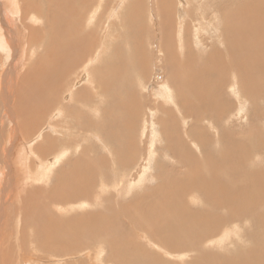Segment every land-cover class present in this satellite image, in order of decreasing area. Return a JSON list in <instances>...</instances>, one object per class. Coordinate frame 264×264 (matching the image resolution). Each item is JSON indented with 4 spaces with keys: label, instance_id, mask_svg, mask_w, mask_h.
I'll list each match as a JSON object with an SVG mask.
<instances>
[{
    "label": "rangeland",
    "instance_id": "obj_1",
    "mask_svg": "<svg viewBox=\"0 0 264 264\" xmlns=\"http://www.w3.org/2000/svg\"><path fill=\"white\" fill-rule=\"evenodd\" d=\"M2 1L3 0H0V2ZM139 1H142L143 4H136L135 7L140 8L141 11H146L145 20L143 18H139V16L136 15L135 12H133L134 8L126 9L129 0H126L125 4L119 8L118 4H114L115 6H107L106 13L111 8H114L115 10L117 9L118 11L114 12L115 14L105 13L108 19H115L116 22H118L115 23V25L111 28L106 27L105 29L110 36L105 41V45L100 49L103 50L102 52L104 55H107L98 57V59H102L97 60V62V57L94 58L95 60L90 59L91 61L89 60V62H87L86 52V55L81 53L84 55L81 56V63H83L84 66L80 63L81 65H79L76 70H74L69 76H67V88H61L63 90H60V97L58 98L59 102H55V108L53 107V109L52 104H49L52 102L48 103L46 99L44 100V97H46V94H48L46 93L47 91L44 94L42 93L43 91L41 92L43 98L39 96V98H33V100L31 99V97L29 96V91L32 88V81L30 80V77H25L26 75L30 74L29 72L28 74H26V71L31 66L33 68H35L36 66V70H34L35 72L32 76L33 80H35L36 76L44 69L55 71L57 70L56 75L61 77V74L59 73V67L62 66V62H60L59 55L57 54L55 55V57H58L56 58L61 63V65L58 61H55L56 58H53L50 55L48 56L46 53L47 49L49 51L52 50L51 52H54V44H49V46L51 47L50 48L48 46L46 47L47 42L42 37L39 41L40 34H44V31L45 35H48L47 30L51 31V26L48 27L47 23H45V25L42 26L41 30L39 31L40 33H35V31L33 32L32 30L30 31L32 33H30L29 30L21 31L19 27L21 25L20 19L18 18V20L14 17L13 14L5 12L3 9L1 11L0 9L2 18L6 17V19H8L7 21L10 22V24L9 22H7L9 24L7 28H2L3 30H0V38L3 35V37L0 39V45L3 41H5V33L8 30L11 31L10 37H13V39L15 38L14 45L16 44V47L13 46V48H2L0 46V73H2L3 70L10 64H12L11 66L13 69L17 70L16 73H18V75L15 73L16 77L14 78L15 80L13 79L14 84H12V101L13 103H15V101L17 103L21 101V104L23 105L21 106L20 104L19 108L22 109L24 113L26 112L29 115L28 116L26 114L27 116L21 117L20 115H18L17 118L19 123H23V125H21L22 129L16 128L19 133V140H10V142V128L8 124L11 123L10 127L16 125L17 118H13V120H11V118L8 119L6 118V116H0L1 120L2 118H4L5 123V126H2L0 124V152L3 151L2 147L4 148V145H6L5 148L9 143L13 146V151L10 155L11 166L9 165L10 167H5L6 171H3V164L1 160L0 171L6 174L7 168H9V170H13L12 172L9 171V173L11 175L16 173L14 175L17 177V171L23 169L26 170L29 177L32 176V179L34 180L33 183L31 178L27 179L25 176V183L24 181H22L21 183L23 184L22 186H20L21 193L19 186L15 185L16 189L14 188L13 192H16L15 194L17 195L20 194V199L16 201V205L18 206L14 204L8 206V208L14 213V224L13 226H11L12 223H9L10 226L8 225V229L10 228L11 235H9V237L4 240V242L2 240L3 244L2 246H0V263L137 264L134 262L136 259L146 256L148 253H151L152 255H154L155 259L159 261L158 263H161L160 260L162 259L169 264H171V262L190 264V262L193 260V257L198 255L197 249L187 250L186 252H168L169 250H172L169 241L173 238H169L167 237V235H163L166 244L170 246L168 249H164L160 245L154 244L155 241L150 235V232H154L157 234L158 232L157 230L150 231L143 221L147 219L149 223H155V219L157 217L162 219V215L166 213L167 217L165 219L170 220V218L172 219V215L175 212V207L177 206V204H179L178 201H184L185 206H187L189 210L195 208L201 209L202 211L200 213H203L204 215L210 213L209 215L211 216H217L216 218L207 219H209L208 222L213 220L211 224H214L215 227L217 226L219 232H221L218 235L203 232L199 237L200 239H203V242H201V245L203 246L202 250H206L207 252H211L212 254L219 253L223 255L229 260L228 264H264V0ZM152 1L154 2L155 6L152 4ZM70 4L71 3L67 2L66 4H64L66 5L65 7H54V10L52 9L49 13V19L53 20L54 18H56L59 26L64 24L65 20L67 19L66 13L74 8V5ZM164 7L165 9H163ZM91 8H87L89 10L88 11L85 7L83 8L84 10L81 11V13H83L84 11H88L89 13L87 12V16H94V14H97L94 16L95 19L104 18L99 17L98 13H96L98 11L96 10L90 12L92 11ZM169 8L171 9V14L169 13ZM181 17L182 19H180ZM49 19H46V22L51 25V21ZM58 27L57 30H62ZM18 31H20L19 36L15 35V33H18ZM21 32L24 33L25 36L23 34L21 35ZM26 32L33 34L32 38L36 39H32L30 37L32 35H29V33L27 34ZM34 33L37 34L38 37L35 36ZM179 33L181 36L179 35ZM23 36L27 38V43L25 42V39L23 40ZM162 36H164L163 39ZM175 37L177 41L173 39ZM28 40H30V42ZM142 40L144 41L142 42ZM172 40H174L175 42ZM49 42L50 41H48V43ZM138 42L143 45H140ZM24 43L27 45L26 50L25 48H23L26 46H23ZM172 43L175 45H173ZM95 50L96 52L99 51V49ZM95 50H93L92 52L96 53ZM185 52L186 54H188L185 55ZM78 53L80 54V52H74V54H72L71 56L77 58V56L79 55ZM69 56L70 55H68L66 58L67 61L69 60ZM82 57L85 59H83ZM52 60H54V62ZM172 60L175 62H173ZM103 61L106 62L104 63ZM91 62L92 64L90 65ZM54 63L56 65H54ZM97 64L99 65V67ZM105 64H109V66L107 65V68L115 67L119 71V73H121V76L124 80L121 86L124 89L123 91H121L122 93L116 94V91L113 89V87L108 85L106 86L107 98L103 95L99 96L100 98L103 97V100H105L106 103L103 102L104 104H101V106L97 107H95L96 105L92 106L94 105V102H88V100L90 99L88 97H92V95H96V93L98 94L104 92L103 86L99 85L102 88L98 87L95 90L91 91V94L89 96L86 95L85 97H83L80 100V103L82 105H80L79 109L77 111L73 110L72 108H76L78 105L76 99L78 94L76 89L77 86L79 87L81 85L77 84L75 82V79H79V76L81 75L80 73L85 69V67H87L89 68V70L90 68L91 70L94 69V71L92 70V74H94L95 76H92V81H94L95 79L96 81H99L100 78H98V76L102 77V74L106 69ZM58 65L59 67H57ZM168 65H170V67ZM180 65H183V67ZM102 68L104 70H102ZM183 68L184 73L181 71ZM167 69H169L171 73L168 72ZM192 71L193 73H191ZM177 73L179 74V76ZM156 75L159 76V81H154L157 78H155ZM13 77L14 75H12V78ZM72 77L75 81L72 79ZM93 77H95V79ZM168 77L170 78V80ZM58 80H60L59 82L67 81L66 78L64 81V77L59 78ZM98 81L96 83H98ZM99 84H101L100 81ZM160 84L161 86H163V84L167 85L163 86L164 89H162V92L160 89ZM15 85L16 87L19 85L21 94H23L22 92L24 91V101L22 99H19V93H17L19 92V88L17 89ZM91 85L89 83L88 86L85 84L86 88H90ZM154 85H157L155 86L156 89ZM72 86L74 87V89L72 88ZM153 87L154 92L151 91ZM184 88L186 90H184ZM0 89L2 90L3 88L0 87ZM42 89L43 88H41L40 90ZM71 89L73 90L71 91ZM167 89L168 91L166 92ZM13 94L16 97H13ZM37 94L40 95V93ZM68 94L71 96H69ZM108 94L110 96L114 95V99ZM25 97H27V99L29 100L27 102L30 106L31 103H33L31 108H35L33 109V112H36V114L31 112L32 110L30 109V106L27 105V102H25ZM68 97L71 98L69 99ZM40 99L41 101H39ZM173 99L174 101H172ZM30 100L34 102H30ZM237 100L239 101L237 102ZM45 101L47 102V105L46 103H44ZM82 101H84V103ZM37 102H41V104H44L41 105ZM151 103H154L153 106L150 105ZM227 103L229 104V106ZM25 104L27 110L24 108ZM37 104H39V108ZM36 107L38 108V110ZM49 107L52 109V112ZM97 108H99L100 111ZM59 109L65 110V114H62V117L61 113H59ZM95 110L98 112H96ZM194 110L195 112L198 111L197 115L195 114ZM42 111L43 113L46 112L44 115L50 112L48 115H46L47 118L46 116L44 118V115L42 116ZM39 112L42 114H40ZM50 114L52 115V118ZM54 114L56 115L58 121L57 119H55ZM59 115L61 118L59 117ZM75 115L78 116H76V119ZM129 115L131 116L132 120H130ZM215 115L217 116L215 117ZM39 116L40 118H43L41 119L42 121L40 120ZM93 117L95 119H93ZM107 117H109L110 119ZM59 120L63 121L65 123V126L64 123H60ZM108 120L110 124L105 125L106 123H108ZM113 120H115L117 123ZM113 122H115L114 124L116 125L115 128L118 134H125V146L129 144V146H127V150L125 149L126 147L118 149V145L111 138H108L109 135L107 134H110L111 127L114 128ZM124 122H128L127 125ZM131 122L133 124H130ZM194 122L197 123L195 124L196 126H194ZM69 123L71 126L69 125ZM72 124H75V126H73ZM119 124L122 125L118 126ZM151 124H154L153 126L155 128H152ZM89 125L91 127L94 126L92 127L93 129L89 127ZM129 125L134 126L131 127ZM66 126H68V128ZM138 127H140L141 129H139ZM44 128L47 132L44 130ZM61 128H63V135L64 133L66 134L64 135V137L61 136ZM83 128L85 129V131L83 130ZM129 128L134 129L130 130ZM72 129H75L76 132L72 131L71 133V131L69 130ZM76 129H78L79 131H77ZM87 129L89 130V132ZM94 129L95 131H93ZM151 129H154V131H151ZM38 130L39 133L36 132ZM138 130L140 133L137 132ZM42 131H44V134L42 133ZM49 131H51L53 134ZM67 131L71 134H67ZM134 131L137 132V135ZM188 131L190 132V134ZM48 132L50 134H48ZM84 132L87 133H85L87 136L84 134ZM132 132L139 137H133L134 135L132 136V138L134 139L137 138L133 143L135 145L138 144L141 146V152L139 154H136L138 150L132 147L133 143L132 146H130L131 143L127 142L129 141L127 139L128 137H130V134H133ZM40 133L43 135H41ZM75 133H79L77 137ZM153 133H156L157 136H154ZM39 134L42 138L39 136ZM143 134L147 135L144 136ZM232 134H237L235 140L233 139ZM68 135L71 138L70 140L68 139L69 137H67ZM88 135L93 138L88 137ZM120 135L114 136L118 137ZM192 135L196 136L201 141L199 142L197 140V144L201 147V152L194 149V137ZM39 137L41 139H39ZM74 137L77 140L73 139ZM150 139L153 140V143L157 144H153ZM51 140L54 142H52ZM108 140H111L116 145L109 143ZM72 141H75V143H72ZM1 142H3L4 145ZM45 142L46 144H44ZM56 142L58 145L56 144ZM28 143H31L30 145L32 147L34 146V149L30 145L29 147ZM148 143L150 146L152 145V150L151 152L149 151V155H146L145 150L148 146ZM59 144L63 145L60 146ZM75 144L78 147H76ZM73 145L74 147H71ZM109 145L110 147L108 149L107 147ZM82 146L83 149H81ZM131 147L133 149H131ZM192 147L194 148L192 149ZM85 148L87 151L85 150ZM175 148H180L181 152L175 151ZM186 148L192 149V151L183 153ZM115 149L118 153L115 151ZM130 149L132 150V152ZM65 150L68 151L69 156H72V154L77 151L74 157L84 158L85 163L84 161L82 164L79 162V165L75 168V171L74 169L73 171L72 169H68L64 165L68 156L67 153L66 156L62 157L61 159L58 158V160H60H57V163L54 164V171L58 170L57 172H54V177L56 178L59 173L60 176L61 174L62 176H64L63 171L66 170V178L72 179L74 174L76 173L78 180L74 179L73 181H63L59 178L58 181L55 182L54 178L51 179L50 176L51 181L45 182L47 181L46 179L43 180L38 178L40 168H42L44 164L45 166H50L51 163L48 161V159H55L54 156H57V152H62ZM155 150H158L157 152H159L157 155V152ZM84 151H86V153H83ZM42 152L43 154H46L43 155ZM94 152H98L99 155L96 157H92ZM128 154H132V156ZM99 156L105 157L98 158ZM121 157H124L123 161L121 160ZM126 160H129L128 163L125 162ZM61 161L63 162L61 163ZM120 161L124 163H121ZM130 161L136 164L137 171L135 170V164H132ZM126 163L128 164V166L126 165ZM129 163H131V165ZM62 166L64 168H61ZM116 166L117 168H114ZM89 167H92L93 170ZM148 167H152V169H149ZM29 169L32 171H30ZM177 170L179 171V173ZM144 172L148 173L144 174ZM159 172H163V174H160ZM194 172L196 174H194L195 176L193 175ZM197 172H199V175L197 174ZM69 173H72V175ZM94 173H96V175L98 176L100 175V178H98V176L97 178H95L96 175ZM158 173L160 177L158 176ZM108 174L114 177L111 178V180H115V183L114 185H110V183L105 182L104 185L107 187L103 188L102 183L106 179V176ZM124 174L128 175L126 176ZM14 175L13 179L18 183V180ZM163 175L165 176L163 177ZM128 176L131 178H129ZM136 176L138 177L137 180H139V182L132 188L130 192L126 193L124 188L122 187L125 186V183L128 180H131L130 183H133V181L136 180ZM171 176L173 179H171ZM193 176L196 180L192 179L194 178ZM200 176H203L201 177L203 178L202 180L199 179ZM158 177L160 178V180L158 179ZM50 179H48V181ZM184 180L185 183H187L186 185L184 182L182 183V181ZM66 181L69 184H67ZM176 181L177 184H175ZM194 181L196 183L198 182L199 184H196ZM189 183H192L191 186L193 189H191ZM202 183L204 184V188L201 185ZM119 184L121 186H119L120 188L117 189ZM160 184L163 185L161 186ZM181 184L182 186H179ZM226 184H228V186ZM174 185L175 189L173 187ZM220 185L224 187L222 188ZM90 186H93L94 189H96L95 191L101 192L95 197V199L82 198L79 199L78 202H68L62 205V207L61 204H58L57 202L50 199V195H53L56 199L61 198L64 195L70 196V190L72 188H75L74 191H77V187L79 188L80 193H85L87 190V192H92ZM176 186H179L178 189ZM186 186H189V191L191 192L186 190ZM198 186L200 190H197ZM217 186L219 188H217ZM36 188H40L42 192L34 193L36 192L34 190H37ZM86 188L87 190H85ZM49 189H52V192L50 194L47 193ZM144 189L147 190L144 191ZM166 189H169L168 193L166 192ZM172 189L174 190L172 191ZM202 189H204V191ZM183 190L185 194L182 193ZM223 190H225V192ZM220 194L223 195V198L219 196ZM29 195L31 197L26 199V202L24 203V200L21 197ZM134 195L138 198L134 197ZM106 197L109 198V200H107ZM213 198L216 199L217 203ZM83 199L86 201L84 202ZM134 200L137 201V204H139L138 209H141L142 211L138 213L139 216L137 218H132L135 222L139 223V227H137L136 224L132 223L130 221V218L127 217L122 208L119 207L129 204L128 208H131L129 207L131 206L130 203H133ZM219 202L221 203V206ZM155 204H158L161 207L163 206L161 209L162 212L158 211V213H154V209L152 207ZM23 207H26V210L28 211H26L25 215L24 213H22L23 211H25V208ZM35 207L37 208L35 209ZM9 209H7L4 214H2V218H5L6 215V218L8 217L10 213ZM180 209L183 210V208ZM203 210H207V214ZM89 213L95 214L96 217L100 218H94L93 216H87L86 218H72L75 216L90 215ZM24 217L26 218V228L23 227ZM185 217L189 219L186 214L180 218ZM191 219L197 220V218ZM198 219L203 220L201 224H204L207 221L206 218ZM181 222L184 221L181 220ZM23 229L25 232L23 231ZM42 235L43 237L41 238ZM2 239H4V237H2ZM42 239L44 240V243ZM86 240H89L90 242L87 243ZM172 246H174V243H172ZM5 257L6 259H4ZM131 258L134 259L130 260ZM222 262L223 260L215 262L214 264H221ZM191 264L197 263L192 262ZM224 264H226V262Z\"/></svg>",
    "mask_w": 264,
    "mask_h": 264
},
{
    "label": "bare ground",
    "instance_id": "obj_2",
    "mask_svg": "<svg viewBox=\"0 0 264 264\" xmlns=\"http://www.w3.org/2000/svg\"><path fill=\"white\" fill-rule=\"evenodd\" d=\"M67 2H69V3H71V4H73L74 5V8H72V10H70V11H68L67 13H66V16H67V19L65 20V23L64 24H62V25H58V23H57V20H56V18H54L53 20H51V19H49V13H50V11L53 9L54 10V7H56V6H61V7H65L66 5H64V4H66ZM125 2H126V0H3L2 2H0V9H1V11H2V9L5 11V12H9V13H11V14H13L14 15V17L15 18H19L20 19V22H21V25L19 26L20 27V29H21V31L22 30H29V32L32 30L33 32L35 31V33H38L40 30H41V28H42V26H44L45 25V23H47V26L49 27V26H51V31H48L47 30V32H48V35H45V32L43 31V33L44 34H40V37H39V41L41 40V37L43 38V39H45V41L47 42V44H46V47L48 46V47H50L49 46V44L51 45V44H54V48H55V50H54V52H51V51H49L48 49H47V55L49 56H51V57H53V58H56L55 57V55H59V57H60V62H62V66H60L59 67V65L57 66V67H59V73L61 74V77H59V76H57L56 75V72H57V70L55 71V70H47V69H44V70H40L41 72L36 76V78H35V80H33L32 79V76H33V74H34V70H36V66H35V68H33L32 66L29 68V69H27V73L26 74H28V72L30 73V74H28V75H26L25 77H30V80L32 81H30L31 83H32V88H31V90L29 91V96L31 97V99L33 100V98L35 99V98H39V96H41L42 97V95H41V92L44 94L46 91V93H48V94H46L47 96L46 97H44V100L46 99L47 101H48V103L49 102H52V103H49L50 105L52 104V109H53V107L55 106L54 104H55V102L56 101H58L59 102V100H58V98L60 97V90H63V89H61V88H63V87H66L67 85H68V77L67 76H69L74 70H76V68L77 67H79V65H83V63H81V61H82V59H81V56H84V55H86L87 54V62H89V60L91 59V60H93L94 58H96L97 57V59H96V62H97V60H100V59H102V58H100V59H98V57H103V56H105V55H107V54H103V50L102 49H100V48H102L104 45H105V41L107 40V38L110 36L109 34H108V32L105 30L106 29V27H112V26H114L115 25V23H118V22H116V20L115 19H112V20H110V19H108L107 18V16H106V14L107 13H114V12H116L117 11V9L115 10L114 8H111L107 13H106V10H107V6L108 5H114V4H118V8L119 7H122L124 4H125ZM153 2V1H152ZM171 2V1H170ZM165 3H166V1H165ZM70 4V5H71ZM136 4H138V5H142L143 4V2L142 1H139V0H129V3H128V5H127V7H126V9H129V8H134V11L133 12H135V14L136 15H138L139 16V18H143L144 20H145V12L146 11H141L140 10V8H136L135 7V5ZM150 4V3H149ZM153 5H154V2L152 3ZM164 5V4H163ZM168 5V4H167ZM256 5V4H255ZM115 6V5H114ZM117 6V5H116ZM155 6V5H154ZM153 6V7H154ZM171 6V5H170ZM76 7V8H75ZM86 7V9L87 8H91L92 9V11H90V12H93L94 10H96V11H98V12H96V13H98V15H99V17H104V18H99V19H95L94 18V16L95 15H97V14H94V16H87L88 15V11H84L83 13H81V11L82 10H84L83 8H85ZM166 7H168V6H166ZM59 9V8H58ZM151 9V8H150ZM155 9V8H154ZM163 9H165V7L163 8ZM170 9V8H169ZM174 10H175V7H174ZM153 11V10H152ZM156 11V10H155ZM60 12V11H59ZM88 12V13H87ZM118 12V11H117ZM132 12V11H131ZM148 12V11H147ZM154 12V11H153ZM176 12H177V10H176ZM106 13V14H105ZM157 13V12H156ZM169 13L171 14V9L169 10ZM3 14V13H2ZM115 14V13H114ZM118 14V13H117ZM153 14H155V13H153ZM257 14V13H256ZM6 15V14H5ZM149 15H150V13H149ZM62 17V16H61ZM18 19V20H19ZM46 19H49L50 21H51V25L48 23V22H46ZM117 19H119V18H117ZM157 19V18H156ZM155 19V20H156ZM180 19H182V17L180 18ZM8 19H6V17H4V18H2V16H1V14H0V30H3V29H5V28H7L8 27V25L10 24V22L9 21H7ZM181 21V20H180ZM7 22H9V24L7 23ZM15 22V21H14ZM135 22V21H134ZM148 22V21H147ZM143 23V22H142ZM157 23V22H156ZM165 24V23H164ZM180 25V24H179ZM59 26V27H58ZM124 26V25H123ZM144 26V25H143ZM231 26V25H230ZM11 27V26H10ZM57 27L58 28H61L62 30H57ZM63 27H65V28H63ZM135 27V26H134ZM201 27V26H200ZM3 28V29H2ZM102 28V29H101ZM138 28V27H137ZM148 28V27H147ZM146 28V29H147ZM150 28V27H149ZM232 28V27H231ZM13 29V28H12ZM44 29V28H43ZM42 29V30H43ZM179 30V29H178ZM195 30V29H194ZM231 30V29H230ZM104 31H105V33H104ZM6 32V31H5ZM14 32V31H13ZM29 32H26L27 34L29 33ZM141 32V31H140ZM157 32V31H156ZM163 32V31H162ZM10 33H11V31H7L6 33H5V36H6V38L4 37V39H5V41H3L2 42V44L0 45L2 48L3 47H11V48H13V46H15L14 45V43H15V38L13 39V37H10ZM30 33H32V32H30ZM29 33V35H32V36H30L31 38L33 37V34H30ZM34 33V34H35ZM40 33V32H39ZM110 33V32H109ZM143 33V32H142ZM150 33V32H149ZM24 35V33H22L21 32V35ZM26 34V35H27ZM141 34V33H140ZM147 34V33H146ZM154 34H155V31H154ZM196 34V33H195ZM1 35V34H0ZM15 35H20V31H18V33H15ZM142 35V34H141ZM162 35V34H161ZM169 35V34H168ZM179 35H180V33H179ZM25 36V35H24ZM23 36V37H24ZM35 36H37V34H35ZM181 36V35H180ZM2 37H3V35H2ZM1 37V38H2ZM27 37V36H26ZM30 37H29V39H30ZM38 37V36H37ZM143 37V36H142ZM170 37V36H169ZM168 37V38H169ZM197 37V36H196ZM0 38V39H1ZM21 38H22V36H21ZM164 38V36H162V39ZM235 38V37H234ZM12 39V40H11ZM25 39V42L27 43V38H23V40ZM32 39H34V38H32ZM36 39V38H35ZM34 39V40H35ZM161 39V38H160ZM173 39H175L176 40V37L175 38H173ZM189 39V38H188ZM11 40V41H10ZM38 40V39H37ZM29 42H30V40H28ZM48 41H50L49 43H48ZM144 40H142V42H143ZM172 41H174V40H172ZM177 41V40H176ZM146 42H147V40H146ZM175 42V41H174ZM173 42V43H174ZM180 42V41H179ZM21 43V42H20ZM121 43V42H120ZM140 45H143V44H141L140 42H138ZM172 43V44H173ZM30 44V43H29ZM168 44V43H167ZM26 44L24 43L23 44V46H25ZM44 45V44H43ZM173 45H175V44H173ZM172 45V46H173ZM53 46V45H52ZM108 46V45H107ZM159 46V45H158ZM16 47V46H15ZM45 47V48H46ZM23 48H25V50H26V48H27V45L25 46V47H23ZM51 48V47H50ZM140 48H141V46H140ZM167 48H168V46H167ZM95 49H99V51L98 52H96V50ZM109 49V48H108ZM17 50V49H16ZM93 50H95V52L96 53H93L92 51ZM106 50V49H105ZM141 50H142V48H141ZM173 50V49H172ZM84 51V52H83ZM74 52L76 53V52H80V54L77 56V58H74L73 56H71L72 54H74ZM85 52H86V54H85ZM188 52V51H187ZM227 52V51H226ZM14 53H15V51H14ZM81 53H83V54H81ZM22 54V53H21ZM188 54V53H187ZM186 54V52H185V55H187ZM211 54V53H210ZM216 54V53H215ZM68 55H70L69 57H68V61H67V56ZM103 55V56H102ZM168 55V54H167ZM195 55V54H194ZM227 55V54H226ZM20 56V55H19ZM161 56V55H160ZM191 56V55H190ZM235 56V55H234ZM246 56V55H245ZM173 57V56H172ZM238 57V56H237ZM52 58V59H53ZM58 58V57H57ZM56 58V60L55 61H58V59ZM83 58V57H82ZM105 58V57H104ZM108 58V57H107ZM48 59H50V58H48ZM83 59H85V58H83ZM109 59V58H108ZM214 59V58H213ZM212 59V60H213ZM242 59V58H241ZM247 59V58H246ZM22 60V59H21ZM62 60V61H61ZM90 60V61H91ZM95 60V59H94ZM53 62H54V60H52ZM70 61V62H69ZM85 61V60H84ZM102 61V60H101ZM109 61V60H108ZM173 61V60H172ZM179 61V60H178ZM177 61V62H178ZM7 62V61H6ZM27 62V61H26ZM59 62V61H58ZM59 62V63H60ZM100 62V61H99ZM104 62V61H103ZM106 62V61H105ZM104 62V63H105ZM173 62H175V61H173ZM176 62V63H177ZM180 62V61H179ZM248 62V61H247ZM49 63V62H48ZM81 63V64H80ZM170 63H172V62H170ZM231 63V62H230ZM243 63V62H242ZM250 63V62H249ZM9 64V63H8ZM84 64H85V62H84ZM92 64V62L90 63V65ZM181 64V63H180ZM183 64V63H182ZM188 64V63H187ZM12 64H10L7 68H5L4 70H3V72L2 73H0V87H2L3 89L1 90L0 89V116H2L3 115V117H5L6 116V118H11V120H13V118H17L18 117V115H20V117L21 116H27L28 114L25 112L24 113V111L22 110V109H20L19 107H20V104H21V101L19 102V103H17L16 101H15V103H13V101H12V97H11V92H12V87H13V85L12 84H14V81H13V79L16 77L15 75L17 74L18 75V73H16V71L17 70H15V69H13L12 68V66H11ZM54 65H56L55 63H54ZM60 65H61V63H60ZM89 65V66H90ZM98 65V64H97ZM96 65V66H97ZM103 65V64H102ZM106 65V69H105V71L103 72V74L102 73H100V74H102V77H100V76H98V78H100L99 79V81H100V83L101 84H99V81H98V83H96L97 81H96V79H95V77H93L95 80L94 81H92V76L94 75V74H92V70L94 71V69H92L91 70V68H90V70H89V68H87V67H85V69L83 70V69H81V70H83L80 74V76H79V79H73V77H72V79L77 83V84H81L79 87L77 86V89H76V91H77V94H78V98L76 97V99H77V102H78V105H77V107L76 108H72L73 110H75V111H77L78 109H79V107H80V105H82L81 103H80V100L83 98V97H85L86 95L87 96H89L91 93V91H93V90H95L96 88H98V87H100L99 85H102L103 86V89H104V92L102 93L100 90V92L101 93H96V95L95 94H93L92 95V97H88V98H90L89 100H88V102H94V105H92V106H95V107H97V106H101V104H104V103H106L105 102V100H103V97H99L100 95H103V96H105L106 98H107V94H106V86H108V85H110V86H112L113 87V89L116 91V94H120V93H122L121 91H123L124 89L121 87L122 86V82L124 81L123 80V78H122V76H121V73H119V71L115 68V67H108L107 68V65L109 66V64H105ZM201 65V64H200ZM243 65V64H242ZM251 65V64H250ZM256 65V64H255ZM27 66V65H26ZM34 66V65H33ZM84 66V65H83ZM94 66V65H93ZM148 66V65H147ZM169 67H170V65H168ZM174 66H175V63H174ZM180 66H182L183 67V65H180ZM187 66H189V65H187ZM3 67V66H2ZM92 67V66H91ZM98 67H99V65H98ZM97 67V68H98ZM104 67V66H103ZM173 67V66H172ZM217 67V66H216ZM31 68H33V69H31ZM45 68V67H44ZM93 68V67H92ZM97 68H95V69H97ZM110 68V69H109ZM191 68V67H190ZM193 68V67H192ZM242 68V67H241ZM39 69V68H38ZM52 69V68H51ZM100 69V68H99ZM173 69V68H172ZM188 69V68H187ZM199 69V68H198ZM1 70V69H0ZM101 70V69H100ZM102 70H104L103 68H102ZM168 70V72H170L171 73V71H169V69H167ZM186 70V69H185ZM182 72L184 71V68L181 70ZM195 71H196V69H195ZM202 71V70H201ZM79 72H80V70H79ZM96 72V71H95ZM98 72H100V71H98ZM172 72H173V70H172ZM177 72V71H176ZM186 72V71H185ZM16 73V74H15ZM184 73V72H183ZM190 73V72H189ZM191 73H193V71L191 72ZM75 74V73H74ZM164 74V73H163ZM166 74V73H165ZM178 74V73H177ZM204 74V73H203ZM12 75H14V77L12 78ZM59 75V74H58ZM76 75V76H77ZM184 75V74H183ZM187 75V74H186ZM224 75V74H223ZM255 75H258V74H255ZM95 76V75H94ZM171 76V75H170ZM174 76V75H173ZM178 76H179V74H178ZM180 76H181V74H180ZM192 76V75H191ZM200 76V75H199ZM251 76V75H250ZM62 77H64V81H65V78L67 79V81L66 82H59L60 80H58L59 78H62ZM157 77V78H156ZM167 77V76H166ZM12 78V79H11ZM27 78V79H28ZM155 80L154 81H156V80H158L159 81V76L158 75H156L155 76ZM169 78V77H168ZM179 78V77H178ZM223 79V78H222ZM15 80V79H14ZM169 80H170V78H169ZM176 80V79H175ZM178 80V79H177ZM186 80V79H185ZM191 80V79H190ZM27 81V80H26ZM172 81V80H171ZM183 81V80H182ZM170 82V81H169ZM234 82V81H233ZM23 83V82H22ZM88 83L91 85V87L90 88H86V86H85V84L88 86ZM163 83H165V82H163ZM185 83V82H184ZM189 83V82H188ZM193 83V82H192ZM195 83V82H194ZM196 83H197V81H196ZM143 84V83H142ZM149 84V83H148ZM159 84V83H158ZM187 84V83H186ZM253 84V83H252ZM257 84V83H256ZM20 85H21V83H20ZM25 85H26V83H25ZM85 87H84V86ZM153 85V84H152ZM165 84H163V86H164ZM182 85V84H181ZM236 85V84H235ZM249 85V84H248ZM83 86V87H82ZM155 86H157V85H154V87ZM163 86H161V84H160V89H161V92H162V89H164V87ZM165 86H167V85H165ZM172 86V85H171ZM179 86V85H178ZM237 86V85H236ZM15 87H16V85H15ZM136 87V86H135ZM154 87L152 88V90L151 91H153L154 92ZM159 87V86H158ZM17 89L19 88V85L16 87ZM16 88H14V89H16ZM41 88H43L42 90H40ZM67 88V87H66ZM72 88L74 89V87L72 86ZM100 88H102V87H100ZM167 88V87H166ZM165 88V89H166ZM170 88V87H169ZM173 88V87H172ZM197 88V87H196ZM234 88V87H233ZM233 88H231V89H233ZM238 88V87H237ZM252 88V87H251ZM69 89V88H68ZM73 89H71V91L73 90ZM90 89V90H89ZM111 89V88H110ZM155 89H156V87H155ZM236 89V88H235ZM259 89V88H258ZM65 90V89H64ZM113 90V91H114ZM180 90V89H179ZM184 90H186L185 88H184ZM75 91V92H76ZM168 91V89L166 90V92ZM171 91V90H170ZM233 91V90H232ZM16 92V91H15ZM69 92V91H68ZM95 92V91H94ZM110 92V91H109ZM160 92V91H159ZM174 92V91H173ZM234 92H235V90H234ZM17 93H19V99H22L23 100V98H24V95H25V93H24V91L22 92L23 94H21V92H20V88H19V92H17ZM37 93H40V95L39 94H37ZM113 93V92H112ZM130 93V92H129ZM157 93V92H156ZM27 94V93H26ZM63 94V93H62ZM70 94V93H69ZM68 94V95H69ZM238 94V93H237ZM109 95V94H108ZM235 95V94H234ZM15 95L13 94V97H14ZM45 96V95H44ZM69 96H71V95H69ZM97 96V97H96ZM110 96V95H109ZM108 96V97H109ZM114 96V95H113ZM113 96H110V97H113ZM146 96V95H145ZM159 96V95H158ZM239 96V95H238ZM16 97V96H15ZM18 97V96H17ZM29 97V98H30ZM227 97V96H226ZM237 97V96H236ZM43 98V97H42ZM41 98V99H42ZM64 98V97H63ZM69 99L71 98V97H68ZM235 98V97H234ZM25 102H27V101H29L28 99H27V97H25ZM41 99L39 100V101H41ZM105 99V98H104ZM113 99H114V97H113ZM204 99V98H203ZM231 99V98H230ZM14 100V99H13ZM15 100H16V98H15ZM32 100H30V102H34V101H32ZM64 100V99H63ZM84 100V99H83ZM108 100V99H107ZM106 100V101H107ZM192 100V99H191ZM12 101V102H11ZM24 101V100H23ZM172 101H174V99L172 100ZM239 100H237V102H238ZM61 102H62V98H61ZM76 102V101H75ZM83 103H84V101H82ZM104 102V103H103ZM114 102V101H113ZM166 102V101H165ZM171 102V101H170ZM201 102V101H200ZM23 103V102H22ZM28 103V102H27ZM37 103H40L41 104V102H37ZM44 103H46V105H47V102L45 101ZM44 103H42V104H44ZM71 103V102H70ZM111 103V102H110ZM32 104L33 103H31V106H32ZM41 104V105H42ZM57 104V103H56ZM64 104V103H63ZM66 104H68V103H66ZM72 104V103H71ZM70 104V105H71ZM74 104V103H73ZM153 104L154 103H151L150 105L151 106H153ZM164 104V103H163ZM226 104V103H225ZM225 104H223V105H225ZM228 104V103H227ZM238 104V103H237ZM259 104V103H258ZM23 104H21V106H22ZM27 105H29V103L27 104ZM112 105V104H111ZM166 105V104H165ZM197 105V104H196ZM200 105V104H199ZM25 107V109H26V104L24 105ZM30 106V105H29ZM31 106H30V109L32 110L31 112H33V109H35V108H31ZM37 106H38V108H39V104H37ZM60 106V105H59ZM75 106V105H74ZM105 106V105H104ZM119 106V105H118ZM228 106H229V104H228ZM237 106V105H236ZM51 107V106H50ZM49 107V108H50ZM109 107V106H108ZM181 107V106H180ZM23 108V109H24ZM37 108V107H36ZM38 108H37V110H38ZM55 108V107H54ZM85 108V107H84ZM102 108V107H101ZM172 108V107H171ZM219 108V107H218ZM230 108V107H229ZM241 108V107H240ZM51 109V108H50ZM52 109H51V112H52ZM71 109V110H72ZM82 109V108H81ZM93 109H96V108H93ZM98 110H99V108H97ZM113 109V108H112ZM196 109V108H195ZM224 109V108H223ZM235 109H237V108H235ZM27 110V109H26ZM29 110V109H28ZM72 110V111H73ZM110 110H111V108H110ZM134 110V109H133ZM229 110V109H228ZM241 110V109H240ZM256 110V109H255ZM47 111V110H46ZM56 111V110H55ZM88 111V110H87ZM91 111H94V110H91ZM96 111V110H95ZM100 111V110H99ZM105 111V110H104ZM109 111V110H108ZM168 111H169V109H168ZM231 111V110H230ZM233 111V110H232ZM45 112V111H44ZM74 112V111H73ZM89 112V111H88ZM87 112V113H88ZM96 112H98V111H96ZM111 112V111H110ZM113 112H114V110H113ZM112 112V113H113ZM186 112V111H185ZM194 112H195V110H194ZM197 112L198 111H196L195 112V114L197 115ZM33 113H35L36 114V112H33ZM40 113V112H39ZM42 113H43V111H42ZM42 113H40V114H42ZM46 113V112H45ZM45 113H43L42 114V116L45 114ZM50 113V112H49ZM48 113V114H49ZM54 113V112H53ZM52 113V114H53ZM59 113H61V117H62V114L64 115L65 114V110L64 109H59ZM94 113V112H93ZM103 113V112H102ZM112 113H110V114H112ZM130 113V112H129ZM128 113V114H129ZM224 113H225V111H224ZM236 113V112H235ZM27 114V115H26ZM48 114H46V115H48ZM57 114V113H56ZM92 114V113H91ZM107 114V113H106ZM163 114V113H162ZM46 115H44L43 117L45 118V116ZM51 115V114H50ZM79 115V114H78ZM199 115V114H198ZM217 115H218V113H217ZM217 115H215V117L217 116ZM226 115V114H225ZM29 116V115H28ZM67 116V115H66ZM69 116H70V114H69ZM68 116V117H69ZM76 116L77 115H75V119H76ZM80 116V115H79ZM98 116V115H97ZM174 116V115H173ZM182 116V115H181ZM202 116V115H201ZM54 117H55V119H57L56 118V115L54 114ZM59 117H60V115H59ZM60 117V118H61ZM78 117V116H77ZM82 117H83V115H82ZM100 117V116H99ZM170 117V116H169ZM218 117H219V115H218ZM39 118H40V116H39ZM46 118H47V116H46ZM51 118H52V115H51ZM88 118V117H87ZM107 118H109V117H107ZM106 118V119H107ZM129 118H130V120H132L131 119V116L129 115ZM133 118V117H132ZM188 118V117H187ZM187 118H185V119H187ZM8 119H7V122H8ZM41 119H43V118H40V120ZM50 119V118H49ZM64 119V118H63ZM66 119V118H65ZM90 119H92V118H90ZM93 119H95L94 117H93ZM97 119H99V118H97ZM100 119H102V118H100ZM104 119V118H103ZM105 119V120H106ZM110 119V118H109ZM36 120V119H35ZM45 120V119H44ZM53 120V119H52ZM68 120V119H67ZM70 120V119H69ZM104 120V121H105ZM126 120V119H125ZM42 121V120H41ZM56 121V120H55ZM57 121H58V119H57ZM65 121V120H64ZM88 121V120H87ZM111 121V120H110ZM113 121H115V120H113ZM127 121V120H126ZM11 122V121H10ZM50 122V121H49ZM59 122L61 123V122H63V121H60L59 120ZM71 122H72V120H71ZM116 122V121H115ZM115 122H113V124L115 123ZM168 122V121H167ZM177 122V121H176ZM188 122V121H187ZM15 123V122H14ZM17 124L16 125H13V126H11L10 127V125H11V123L10 124H8L9 125V133H10V139H9V142H10V140H19V133H18V131H17V129L16 128H19V129H22V127H21V125H23V123H19V121H18V118H17V122H16ZM56 123V122H55ZM58 123V122H57ZM64 123V122H63ZM67 123V122H66ZM79 123V122H78ZM77 123V124H78ZM95 123H96V121H95ZM94 123V124H95ZM104 123V122H103ZM102 123V124H103ZM117 123V122H116ZM120 123H122V122H120ZM124 123H126V125H127V123L128 122H124ZM0 124L2 125V126H5V123H4V118H2V120H1V118H0ZM37 124V123H36ZM80 124H82V123H80ZM90 124V123H89ZM91 124H92V121H91ZM93 124V125H94ZM105 124V123H104ZM107 124H110L109 123V120H108V123H106L105 125H107ZM112 124V123H111ZM130 124H133L132 122L130 123ZM195 124H197V123H195L194 122V126H196ZM55 125V124H54ZM58 125V124H57ZM56 125V126H57ZM67 125V124H66ZM69 125H70V123H69ZM73 125V124H72ZM120 125H122V124H119L118 126H120ZM137 125V124H136ZM154 124H151V126H152V128H155L154 126H153ZM201 125V124H200ZM46 126V125H45ZM59 126H61V125H59ZM63 126V125H62ZM64 126H65V123H64ZM71 126V125H70ZM73 126H75V124L73 125ZM109 126V125H108ZM115 124H114V128H115ZM129 126H131V125H129ZM134 125H132L131 127H133ZM164 126H166V125H164ZM185 126V125H184ZM67 128H68V126H66ZM80 127V126H79ZM82 127V126H81ZM87 127V126H86ZM89 127H91L90 125H89ZM92 127H94V126H92ZM91 127V128H92ZM182 127V126H181ZM203 127V126H202ZM30 128V127H29ZM41 128V127H40ZM48 128H49V126H48ZM91 128H90V130H91ZM113 127H111V130H110V134H107V135H109L108 136V138L110 139H112L118 146H117V148L118 149H122V147H126L125 149L127 150L128 148H127V146H129V144L127 145V146H125V143H126V140H125V134H123V133H121V135H120V133L118 134V132H117V130H116V128L114 129ZM128 128V127H127ZM139 129H141L140 127H138ZM146 128V127H145ZM37 129V128H36ZM56 129V128H55ZM69 129H71V128H69ZM89 129V128H88ZM87 129V130H88ZM93 129V128H92ZM96 129V128H95ZM95 129L93 130V131H95ZM122 129V128H121ZM130 129V128H129ZM129 129H126V130H129ZM131 129H134V128H131ZM130 129V130H131ZM184 129V128H183ZM41 130V129H40ZM44 130H45V128H44ZM65 130H68V129H65ZM77 131H79L78 129H76ZM83 130L85 131V129L83 128ZM186 130H187V128H186ZM46 131V130H45ZM56 131H59V130H56ZM62 131H63V128H61V136H63L64 137V135H66L65 133H64V135H63V133H62ZM69 131H71V133H72V131L73 132H76L75 131V129H72V130H69ZM146 131V130H145ZM148 131V130H147ZM151 131H154V129H151ZM20 132V131H19ZM35 132V131H34ZM33 132V133H34ZM36 132H38L39 133V130L38 131H36ZM44 131H42V133H43ZM47 132V131H46ZM49 132H51V131H49ZM48 132V134H50ZM88 132H89V130H88ZM122 132V131H121ZM131 132V131H130ZM129 132V133H130ZM134 132H136V131H134ZM137 132H139V130L137 131ZM137 132H136V135H137ZM189 132V131H188ZM202 132V131H201ZM52 133V132H51ZM71 133H68V131H67V134H71ZM86 132H84V134H85ZM124 133H125V129H124ZM133 133V132H132ZM140 133V132H139ZM192 133V132H191ZM203 133V132H202ZM208 133V132H207ZM41 134V133H40ZM39 134V136L41 137V135H43V134H41L40 135ZM53 134V133H52ZM56 134V133H55ZM76 134V133H75ZM79 133H77L76 134V137H77V135H78ZM87 134V133H86ZM85 134V135H86ZM189 134H190V132H189ZM197 134V133H196ZM33 135H35V134H33ZM60 135V134H59ZM80 135H81V133H80ZM114 135H120V136H114ZM134 135V136H133ZM134 133L133 134H130V137H128V139L127 140H129V141H127V142H130L131 143V145L130 146H132V143L135 141V139H137V138H132V136L133 137H138V136H136ZM141 135V134H140ZM144 135V134H143ZM145 135H147V134H145ZM144 135V136H145ZM153 135L154 136H157V134L156 133H153ZM201 135V134H200ZM211 135V134H210ZM233 135V134H232ZM236 135L237 134H235V135H233V139L235 140L236 139ZM57 136V135H56ZM60 136V137H61ZM87 136V135H86ZM85 136V137H86ZM122 136V137H121ZM127 136H129V135H127ZM193 137H194V145H195V148L194 147H192V149L194 148L195 150H198V151H200L201 152V147L197 144V142L199 141V142H201L196 136H194V135H192ZM35 137V136H34ZM38 137V136H37ZM39 137V139H41ZM51 137H52V135H51ZM67 137H69V135L67 136ZM88 137H91V136H89L88 135ZM141 137V136H140ZM179 137H180V134H179ZM46 138V137H45ZM66 138V137H65ZM79 138V137H78ZM91 138H93V137H91ZM139 138V137H138ZM196 138V139H195ZM214 138V137H213ZM62 139H64V138H62ZM69 140L71 139L70 137L68 138ZM73 139H75V137L73 138ZM72 139V140H73ZM80 139V138H79ZM86 139V138H85ZM84 139V140H85ZM263 139V138H262ZM35 140V139H34ZM46 140V139H45ZM48 140V139H47ZM56 140V139H55ZM75 140H77V139H75ZM81 140V139H80ZM87 140V139H86ZM145 140V139H144ZM198 140V141H197ZM212 140V139H211ZM5 141V140H4ZM22 141V140H21ZM52 141V140H51ZM50 141V142H51ZM57 141H59V140H57ZM65 141H67V140H65ZM89 141H90V139H89ZM140 141V140H139ZM150 141H152V143H153V140H151L150 139ZM6 142V141H5ZM30 142H32V141H30ZM35 142V141H34ZM41 142H44V141H41ZM41 142H40V146H41ZM52 142H54V141H52ZM69 142V141H68ZM78 142H80V141H78ZM108 142L109 143H112V144H114V145H116L114 142H112L111 140H108ZM2 144H3V142H1ZM24 143V142H23ZM66 143V142H65ZM72 143H75V141L73 142L72 141ZM143 143H145V142H143ZM150 143V142H149ZM149 143H148V146H147V148H146V150H145V152H146V155H149L150 154V152H151V150H152V145L150 146L149 145ZM6 144V143H5ZM14 144V143H13ZM31 144V143H30ZM29 143H28V146L30 145ZM44 144H46V142L44 143ZM48 144V143H47ZM51 144H53V143H51ZM56 144H57V142H56ZM77 144V143H76ZM75 144V145H76ZM83 144V143H82ZM153 144H155V143H153ZM157 144V143H156ZM155 144V145H156ZM176 144V143H175ZM4 145V144H3ZM33 145V144H32ZM58 145V144H57ZM60 145V144H59ZM61 145H63V144H61ZM60 145V146H61ZM67 145H68V143H67ZM0 146H1V144H0ZM5 146L6 145H4V148L2 147V149H3V151L2 152H0V168H1V160H2V164H3V166H2V169H3V171L6 169L5 167H7V166H9L10 165V155H11V153H12V151H13V146L9 143L8 145H7V147L5 148ZM16 146V145H15ZM27 146V147H28ZM31 146V145H30ZM29 146V147H30ZM39 146V147H40ZM42 146H45V145H42ZM80 146H81V144H80ZM113 146V145H112ZM176 146V145H175ZM246 146V145H245ZM28 147V148H29ZM32 147V146H31ZM48 147H49V145H48ZM66 147V146H65ZM71 147H74V145L73 146H71ZM76 147H78L77 145H76ZM75 147V148H76ZM87 147V146H86ZM107 147V146H106ZM109 147H110V145L107 147L108 149H109ZM132 147H134L136 150H138L137 152H136V154H139L140 152H141V150H140V145H135L134 143H133V146ZM131 147V149H133ZM157 147V146H156ZM33 149H34V146L32 147ZM36 148V147H35ZM75 148H74V150H75ZM102 148V147H101ZM116 148V149H117ZM244 148V147H243ZM29 149H31V148H29ZM50 149V148H49ZM81 149H83V146H82V148ZM116 149H115V151H116ZM130 149V150H131ZM143 149V148H142ZM155 149V148H154ZM192 149H189V148H186L185 150H184V152L183 153H188V152H190V151H192ZM4 150H5V152H4ZM32 150V149H31ZM30 150V151H31ZM41 150V149H40ZM39 150V151H40ZM78 150V149H77ZM85 150H86V148H85ZM106 150V149H105ZM23 151V150H22ZM33 151H36V150H33ZM38 151V152H39ZM53 151H55V150H53ZM59 151V150H58ZM87 151V150H86ZM86 151H84L83 153H86ZM114 151V152H115ZM150 151V152H149ZM154 151V150H153ZM156 151V150H155ZM158 151V150H157ZM156 151V152H157ZM175 151H177V152H181V149L180 148H175ZM77 152V151H76ZM75 152V153H76ZM117 152V151H116ZM131 152H132V150H131ZM35 153V152H34ZM48 153V152H47ZM51 153H53V152H51ZM68 153V151H62V152H57L56 154H57V156H54V158L55 159H52V158H50V160L48 159V161L51 163L50 164V166H45V164H44V166L42 167V168H40V171H39V177L38 178H40V179H43V180H47V181H45V182H50L51 181V179H53L54 178V180H55V182L56 181H58V179L60 178V179H62L63 181L64 180H68V181H73L74 179L76 180L78 177H77V175H76V173L74 174V176H73V178L72 179H68V178H66V174L67 173H65V171H63L64 172V176H62V174H61V176H60V173L57 175V177L55 178L54 177V172H57L58 170H56V171H54V164L55 163H57V160H58V158H62V157H64V156H66V154ZM71 153H72V150H71ZM75 153L74 154H72V156H69V153L67 154L68 156H67V158H66V162L64 163V165L68 168V169H72V171H73V169H74V171H75V168L79 165V162L82 164L83 163V161H84V163H85V160H84V158H82V157H80V158H76V157H74L75 156ZM82 153V154H83ZM118 153V152H117ZM159 152H157L156 153V155L158 154ZM38 154V153H37ZM40 154V153H39ZM42 154H43V152H42ZM44 154H46V153H44ZM43 154V155H44ZM41 155V154H40ZM51 155V154H50ZM99 155V153L98 152H94L93 153V155H92V157H96V156H98ZM115 155V154H114ZM128 155H130V156H132V154H128ZM127 155V156H128ZM126 156V157H127ZM20 157H21V155H20ZM36 157V156H35ZM38 157V156H37ZM40 157V156H39ZM105 156H99L98 158H104ZM125 157V158H126ZM239 157V156H238ZM45 158V157H44ZM64 158V159H65ZM122 158V157H121ZM132 158V157H131ZM136 158V157H135ZM29 159V158H28ZM33 159H34V157H33ZM59 159V160H60ZM114 159V158H113ZM116 159H117V157H116ZM123 159H124V157L121 159L122 161H123ZM196 159V158H195ZM19 160V159H18ZM31 160V159H30ZM58 160V161H59ZM63 160V159H62ZM119 160V159H118ZM138 160V159H137ZM158 160V159H157ZM197 160V159H196ZM110 161V160H109ZM112 161V160H111ZM122 161H120L121 163H124V162H122ZM129 161V160H128ZM128 161L126 160L125 162H127L128 163ZM136 161V160H135ZM63 161H61V163H62ZM131 162V161H130ZM148 162H149V160H148ZM147 162V163H148ZM151 162V161H150ZM248 162V161H247ZM33 163V162H32ZM48 163V162H47ZM47 163H46V165H47ZM126 163V165L128 166V164ZM132 163V162H131ZM131 163H129L130 165H131ZM134 163V162H133ZM132 163V164H133ZM12 164V163H11ZM22 164V163H21ZM60 164V163H59ZM135 164V163H134ZM138 164V163H137ZM157 164V163H156ZM160 164V163H159ZM193 164H194V162H193ZM49 165V164H48ZM113 165V164H112ZM125 165V166H126ZM141 165V164H140ZM139 165V166H140ZM146 165V164H145ZM11 166V165H10ZM9 166V167H10ZM57 166V165H56ZM126 166V167H127ZM160 166V165H159ZM131 167V166H130ZM149 167H150V165H149ZM148 167V168H149ZM162 167V166H161ZM35 168V167H34ZM61 168H64L63 166L61 167ZM60 168V169H61ZM90 169H92L93 170V168L92 167H89ZM114 168H117V166L116 167H114ZM113 168V169H114ZM131 168H133V167H131ZM146 168V167H145ZM158 168V167H157ZM163 168V167H162ZM161 168V169H162ZM11 169H12V167H11ZM124 169H125V167H124ZM134 169V168H133ZM132 169V170H133ZM140 169V168H139ZM149 169H152V167L151 168H149ZM160 169V170H161ZM1 170V169H0ZM15 170V169H14ZM30 170V169H29ZM115 170V169H114ZM130 170V169H129ZM135 170L137 171V169H136V164H135ZM145 170V169H144ZM159 170V169H158ZM6 171V170H5ZM9 171H11V170H9V168H7V172H6V174L5 173H2L1 171H0V246H2V244H3V242H4V240H6L8 237H9V235H11V233H10V228L8 229V225H9V223H12L11 224V226H13V224H14V213L8 208V206L9 205H11V204H14V205H16V201H18V199H20V194H15L16 192H13L14 191V188H15V185L16 186H19V188H20V193H21V187L20 186H22V184L23 183H21L22 181H24V179L26 180V178L28 179V178H31V180L33 181V183H34V180L32 179V176L31 177H29V175L27 174V172H26V170H23V169H21V170H18L17 171V173H18V175H17V177L14 175V174H16V173H14L13 175L16 177V179L18 180V183L17 182H15L14 181V179H13V175H11L10 173H9ZM13 171V170H12ZM11 171V172H12ZM30 171H32V170H30ZM67 171H70V170H67ZM102 171V170H101ZM117 171V170H116ZM146 171V170H145ZM153 171V170H152ZM178 171V170H177ZM189 171V170H188ZM61 172V171H60ZM141 172V171H140ZM196 172V171H195ZM195 172L193 173V175L195 174ZM30 173V172H29ZM122 173V172H121ZM128 173V172H127ZM132 173H133V171H132ZM146 173H148V172H146ZM145 172H144V174H146ZM160 173V172H159ZM159 173H158V176H159ZM162 174H163V172H161ZM160 173V174H161ZM178 173H179V171H178ZM178 173H176V174H178ZM185 173V172H184ZM190 173H192V172H190ZM202 173V172H201ZM247 173V172H246ZM28 175V177H27V175ZM69 174H71L72 175V173H69ZM95 175H96V173H94ZM137 174V173H136ZM142 174H143V171H142ZM165 174V173H164ZM197 174L199 175V172H197ZM1 175H2V179H1ZM21 175H22V178H21ZM38 175V174H37ZM100 175H101V172H100ZM99 175V176H100ZM119 175V174H118ZM124 175H126V174H124ZM128 175V174H127ZM126 175V176H127ZM133 175V174H132ZM157 175V174H156ZM156 175H154V176H156ZM180 175V174H179ZM196 175V174H195ZM194 175V176H195ZM198 175H197V178H198ZM25 176H26V178H25ZM50 176H51V179H50ZM53 176V177H52ZM97 176L98 175H96V177L95 178H97ZM98 176V178H100ZM115 176H117V175H115ZM140 176V175H139ZM143 176V175H142ZM165 175H163V177H164ZM193 176V177H194ZM213 176V175H212ZM253 176V175H252ZM81 177V176H80ZM92 177V176H91ZM124 177V176H123ZM122 177V178H123ZM129 177V176H128ZM148 177V176H147ZM160 177V176H159ZM158 177V179L160 180V178ZM179 177H181V176H179ZM201 177H203V176H200L199 177V179L200 180H202L203 178H201ZM36 178V177H35ZM93 178V177H92ZM102 178V177H101ZM111 178H114L112 175H107L106 176V179L103 181V188H106L107 186H105L104 184H105V182H107V183H110V185H114V183H115V180H111ZM126 178V177H125ZM129 178H131V177H129ZM132 178H133V176H132ZM137 176H136V180H132L133 181V183L131 184L130 183V181L131 180H128L126 183H125V186L124 187H122V188H124V190H125V192L126 193H128V192H130L131 190H132V188L139 182V180H137ZM157 178V177H156ZM177 178V177H176ZM190 178V177H189ZM214 178V177H213ZM23 179V180H22ZM48 179H50L49 181H48ZM171 179H173L172 178V176H171ZM180 179V178H179ZM178 179V180H179ZM192 179H195V177L194 178H192ZM198 179V180H199ZM30 180V179H29ZM35 180H37V179H35ZM78 180V179H77ZM101 180V179H100ZM111 180V181H110ZM122 180V179H121ZM120 180V181H121ZM152 180V179H151ZM174 180H177V179H174ZM196 180V179H195ZM214 180V179H213ZM40 181V180H39ZM99 181V180H98ZM97 181V182H98ZM170 181V180H169ZM44 182V181H43ZM54 182V183H55ZM89 182V181H88ZM91 182V181H90ZM93 182V181H92ZM101 182V181H100ZM179 182H181V181H179ZM178 182V183H179ZM185 183V180L184 181H182V183ZM193 182V181H192ZM195 182V181H194ZM213 182V181H212ZM224 182V181H223ZM15 183H17V184H15ZM24 183H25V181H24ZM66 183H67V181H66ZM71 183V182H70ZM78 183V182H77ZM171 183V182H170ZM196 183V182H195ZM201 183V182H200ZM67 184H69V183H67ZM73 184H74V182H73ZM72 184V185H73ZM116 184H117V182H116ZM175 184H177V181L175 182ZM187 183H185V185H186ZM190 184V183H189ZM188 184V185H189ZM194 184V183H193ZM196 184H199L198 182L196 183ZM209 184V183H208ZM214 184V183H213ZM224 184V183H223ZM230 184V183H229ZM98 185V184H97ZM101 185V184H100ZM161 185V184H160ZM163 185V184H162ZM161 185V186H162ZM173 185V184H172ZM192 185V183L189 185V186H191ZM195 185V184H194ZM202 185V187L204 186V184L202 183L201 184ZM219 185V184H218ZM227 186H228V184H226ZM85 186V185H84ZM119 186H121L120 184L118 185V188L117 189H119L120 187ZM123 186V185H122ZM179 186H182V184L181 185H179ZM178 186V187H179ZM189 186H186V190H190V188H189ZM200 186V185H199ZM199 186H198V188H197V190H200L199 189ZM221 186V185H220ZM227 186H225V187H227ZM80 187V186H79ZM89 187V186H88ZM165 187V186H164ZM174 187V189H175V185L173 186ZM177 187V186H176ZM178 187H177V189H178ZM193 187H195V186H193ZM201 187V186H200ZM222 187V186H221ZM220 187V188H221ZM224 187V186H223ZM222 187V188H223ZM237 187V186H236ZM236 187H234V188H236ZM23 188V187H22ZM97 188V187H96ZM109 188V187H108ZM107 188V189H108ZM147 188V187H146ZM168 188V187H167ZM189 188V189H188ZM204 188V187H203ZM217 188H219L218 186H217ZM221 188V189H222ZM16 189V188H15ZM37 189V188H36ZM44 189V188H43ZM54 189H55V187H54ZM90 189L92 190V192H87L88 190H87V188L85 189V190H87L85 193H80L79 192V188L77 187L76 188V190L77 191H74L75 190V188H72L71 190H70V196H68V195H64L63 197H61V198H54V196L53 195H50V199L52 200V201H55V202H57L58 204H61V207H62V205H64V204H66V203H68V202H71V201H76V202H78V200L79 199H82V198H92V199H95V197L98 195V194H100L101 192H97V191H95L96 189H94V187L93 186H90ZM148 189V188H147ZM147 189H144V191L145 190H147ZM170 189V188H169ZM169 189H166L167 191V193H168V190ZM174 189H172V191L174 190ZM191 189H193L192 188V186H191ZM212 189V188H211ZM226 189V188H225ZM32 190V189H31ZM31 190H29V191H31ZM52 190V189H51ZM50 189H49V191L47 192L48 194H50L52 191H51ZM122 190V189H121ZM149 190V189H148ZM152 190V189H151ZM180 190V189H179ZM182 190V189H181ZM203 191H204V189H202ZM220 190V189H219ZM218 190V191H219ZM33 191V190H32ZM34 191H36V192H34V193H39V192H42L41 191V189L40 188H38L37 190H34ZM119 191V190H118ZM171 191V192H172ZM202 191V192H203ZM222 191V190H221ZM224 192H225V190H223ZM59 192V191H58ZM189 192H191V191H189ZM193 192V191H192ZM223 192V193H224ZM18 193H19V190H18ZM30 193H32V192H30ZM29 193V194H30ZM103 193V192H102ZM158 193V192H157ZM178 193V192H177ZM182 193H184V190H183V192ZM217 193V192H216ZM215 193V194H216ZM221 193V192H220ZM185 194V193H184ZM222 194V193H221ZM219 195L221 198H223L222 196L223 195ZM61 195H63V194H61ZM138 195H140V194H138ZM211 195V194H210ZM217 195V194H216ZM216 195H214V196H216ZM57 196V195H56ZM55 196V197H56ZM116 196V195H115ZM136 196H137V194H136ZM135 195H134V197H136ZM142 196V195H141ZM182 196V195H181ZM31 196L29 195V196H22L21 198L24 200V203L26 202V199H28V198H30ZM59 197V196H58ZM67 197H68V199H67ZM143 197V196H142ZM141 197V198H142ZM107 198V197H106ZM136 198H138V197H136ZM144 198V197H143ZM142 198V199H143ZM200 198V197H199ZM198 198V199H199ZM214 198H216V197H214ZM213 198V199H214ZM67 199V200H66ZM191 199H192V197H191ZM190 199V200H191ZM84 200V199H83ZM107 200H109V198H107ZM138 200V199H137ZM144 200V199H143ZM165 200V199H164ZM167 200H169V199H167ZM173 200V199H172ZM176 200V199H175ZM215 200V202L217 203V201H216V199H214ZM219 200V199H218ZM35 201V200H34ZM86 200H84V202H85ZM103 201V200H102ZM107 202V201H106ZM137 201H135L134 200V202L133 203H130V205L131 206H129V207H131V208H128V205H122V206H119L120 208H122V210L124 211V213L127 215V217L128 218H130V221L132 222V223H134V224H136L137 225V227H139V223H137V222H135L132 218H137L138 216H139V212H142L141 211V209H138V205L139 204H137L136 203ZM179 202V204H177V206L175 207V212H174V214L172 215V219L170 218V220H167V219H165L166 217H167V213L166 214H163L162 215V219H160V218H156L155 220H156V222L155 223H149L148 221H147V219L146 220H143L144 221V223L146 224V226H147V228L150 230V231H152V230H157V232H158V234L157 233H154V232H150V235L152 236V238L154 239V244H158V245H160L162 248H164V249H168L170 246L172 247V250H169L168 252H170V253H174V252H176V251H179V252H186L187 250H192V249H197L198 251H197V256H194L193 257V260L190 262V264L192 263V262H194V263H197V264H214L215 262H219V261H221V260H223V262L225 263L226 262V264H228V259L226 258V257H224L223 255H221V254H219V253H217V254H212L211 252H207L206 250H202L203 249V246L201 245V242H203V239H200L199 237H200V235H202V233L203 232H207V233H210V234H214V235H218L220 232H219V229L217 228V226L215 227L214 226V224H211L212 222H213V220L212 221H210V222H208L209 221V219H207V218H216L217 216H211V215H209V214H207V210H203L207 215H204L203 213H200L202 210L201 209H191V210H189V208L187 207V206H185V202L184 201H178ZM192 202V201H191ZM197 202V201H196ZM200 202V201H199ZM32 203V202H31ZM87 203V202H86ZM92 203V202H91ZM160 203V202H159ZM187 203V202H186ZM220 203V202H219ZM218 203V204H219ZM258 203V202H257ZM21 204V203H20ZM27 204V203H26ZM34 204V203H33ZM52 204V203H51ZM93 204V203H92ZM167 204V203H166ZM174 204V203H173ZM194 204V203H193ZM209 204H211V203H209ZM209 204H208V206H209ZM30 205V204H29ZM38 205V204H37ZM57 205V204H56ZM69 205V204H68ZM90 205V204H89ZM161 205V204H160ZM175 205V204H174ZM173 205V206H174ZM216 205V204H215ZM214 205V206H215ZM16 206H18V205H16ZM36 206V205H35ZM53 206V205H52ZM59 206V205H58ZM73 206V205H72ZM75 206H76V204H75ZM77 206H78V203H77ZM81 206V205H80ZM85 206V205H84ZM168 206H169V204H168ZM203 206V205H202ZM220 206H221V203H220ZM14 207V206H13ZM60 207V206H59ZM112 207V206H111ZM163 207V206H162ZM162 207L161 206H159L158 204H155L152 208L154 209V213L156 214V212L158 213V211H161L162 212ZM167 207V206H166ZM23 208H25V211H23L22 213H24V215H25V213H26V207H23ZM37 207H35V209H36ZM58 208V207H57ZM72 208V207H71ZM169 208H170V206H169ZM169 208H167V209H169ZM180 208H183V210H181ZM205 208V207H204ZM220 208V207H219ZM7 209H9L10 210V213H9V215H8V217L6 218V216H5V218H2V214H4L5 212H6V210ZM15 209H18V208H15ZM14 209V210H15ZM20 209V208H19ZM206 209V208H205ZM118 210V209H117ZM174 211V210H173ZM28 212V211H27ZM118 212V211H117ZM170 212V211H169ZM36 213V212H35ZM122 213V212H121ZM200 213V214H199ZM7 214V213H6ZM90 215H83V216H75V217H72V218H86L87 216H93L94 218H100V217H96L95 216V214H91V213H89ZM99 214V213H98ZM118 214V213H117ZM187 215L188 217H189V219L191 220H189L188 218H180V217H183L184 215ZM97 215V214H96ZM100 216V215H99ZM122 216V215H121ZM170 216V215H169ZM4 217V216H3ZM105 218H107V217H105ZM147 218V217H146ZM191 218H197V220H193V219H191ZM198 218H206L207 219V221H206V223H204V224H201L202 222H203V220H199ZM25 217L23 218V227L24 228H26V226H27V224H26V221H25ZM29 219V218H28ZM61 219V218H60ZM68 219V218H67ZM62 220V219H61ZM154 220V221H155ZM181 220H183L184 222H181ZM73 221V220H72ZM219 221V220H218ZM39 222V221H38ZM64 222V221H63ZM62 222V223H63ZM110 222H112V221H110ZM57 223V222H56ZM61 223V224H62ZM67 223V222H66ZM130 223V222H129ZM26 224V225H25ZM41 224V223H40ZM68 224V223H67ZM128 224V223H127ZM167 224V225H166ZM71 225H72V223H71ZM130 225V224H129ZM10 226V225H9ZM42 226V225H41ZM40 226V227H41ZM14 227H16V226H14ZM38 227H39V225H38ZM44 227V226H43ZM214 227V228H213ZM15 229V228H14ZM41 229V228H40ZM13 230V229H12ZM33 230V229H32ZM42 230V229H41ZM100 230V229H99ZM98 230V231H99ZM9 231V232H8ZM23 231H24V229H23ZM258 231V230H257ZM16 232V231H15ZM25 232V231H24ZM23 232V233H24ZM95 232V231H94ZM228 234V233H227ZM72 235V234H71ZM163 235H167V237H169V238H173V239H171L170 241H169V244H170V246H168L167 244H166V242H165V240H164V238H163ZM23 236V235H22ZM38 236V235H37ZM2 237H4V239H2ZM43 237V235L41 236V238ZM72 237V236H71ZM75 237H77V236H75ZM84 237H85V235H84ZM40 239V238H39ZM88 239V238H87ZM2 240H3V242H2ZM43 240V239H42ZM206 240V239H205ZM211 241V240H210ZM213 241V240H212ZM25 242V241H24ZM37 242V241H36ZM86 242L88 243V242H90L89 240H86ZM153 242V241H152ZM43 243H44V240H43ZM172 243H174V246H172ZM206 244V243H205ZM212 244V243H211ZM157 245V246H158ZM207 245V244H206ZM38 246V245H37ZM114 246V245H113ZM209 246V245H208ZM20 247H22V246H20ZM36 247V246H35ZM39 247V246H38ZM159 247V246H158ZM157 247V248H158ZM23 249H24V247H23ZM159 250V249H158ZM161 250V249H160ZM25 251V250H24ZM8 252V251H7ZM24 253V252H23ZM192 253V252H191ZM189 254V253H188ZM176 255V254H175ZM177 256V255H176ZM182 256V255H181ZM26 257V256H25ZM183 257V256H182ZM3 258V257H2ZM23 258V257H22ZM229 258V257H228ZM4 259H6V257L4 258ZM24 259V258H23ZM28 259V258H27ZM134 258H131L130 260H133ZM159 259H161V258H159ZM231 259V258H230ZM30 260V259H29ZM232 260V259H231ZM25 261H26V259H25ZM118 262V261H117ZM135 263H137V264H169L168 262H166V261H163L162 259L160 260V262L161 263H158L159 261L158 260H156L155 259V257H154V255H152L151 253H148L146 256H143V257H140V258H138V259H136L135 261H134ZM221 263V264H224V263ZM30 263V262H29ZM31 263H32V261H31ZM0 264H2V263H0ZM12 264V263H11ZM118 264V263H117ZM171 264H180V263H178V262H171ZM233 264H239V263H233ZM250 264H252V263H250Z\"/></svg>",
    "mask_w": 264,
    "mask_h": 264
}]
</instances>
